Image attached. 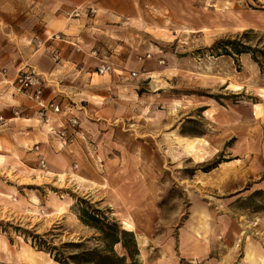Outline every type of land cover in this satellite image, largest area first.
Segmentation results:
<instances>
[{
    "label": "rangeland",
    "instance_id": "obj_1",
    "mask_svg": "<svg viewBox=\"0 0 264 264\" xmlns=\"http://www.w3.org/2000/svg\"><path fill=\"white\" fill-rule=\"evenodd\" d=\"M138 5L108 45L100 41L86 55L97 74L75 100L94 141L107 132L123 136L159 178L154 199L163 216L148 237L132 232L135 246L122 236L131 256L121 243L112 246L117 263L163 264L157 239L184 225L210 251L178 264H264V0ZM226 39L250 45L256 58L210 50ZM103 57L136 75L102 78ZM84 161L72 182L63 169L50 168L58 177L23 176L0 165V264H96L111 254L103 234L80 220L87 211L124 230L121 218L84 193V176L95 175Z\"/></svg>",
    "mask_w": 264,
    "mask_h": 264
},
{
    "label": "crops",
    "instance_id": "obj_2",
    "mask_svg": "<svg viewBox=\"0 0 264 264\" xmlns=\"http://www.w3.org/2000/svg\"><path fill=\"white\" fill-rule=\"evenodd\" d=\"M138 4L139 0H0V68L6 69L5 75L0 74V165L23 176L58 177L51 169H63L66 180L72 182V175L82 169L83 158L95 173L84 176V193L109 207L121 221L131 212L138 226L134 233L142 240L164 213L154 199L160 182L150 167L153 164L145 156L133 155L130 143L115 132L94 141L81 125L83 105L75 101L83 99L85 86L97 74L91 68L96 62L86 55L99 51L100 41L108 45L107 40L116 35L122 21L139 14ZM75 9L79 15L69 17ZM56 34L61 38H55ZM103 58L98 59L97 70L106 63L112 69L100 74L102 78L114 73L131 77V71H123ZM22 67L32 69L43 80L44 102L59 104L63 110L61 114L46 111L50 124L40 118V106L31 91H21L12 84ZM71 117L78 120L76 129L68 124ZM51 128H65L68 134H74L75 141L61 143ZM41 158L46 170L38 165ZM157 241L163 243L157 250L159 258H167L159 262L163 264H178L186 257L201 258L210 251L197 231L184 225L175 237L165 235Z\"/></svg>",
    "mask_w": 264,
    "mask_h": 264
},
{
    "label": "built area",
    "instance_id": "obj_3",
    "mask_svg": "<svg viewBox=\"0 0 264 264\" xmlns=\"http://www.w3.org/2000/svg\"><path fill=\"white\" fill-rule=\"evenodd\" d=\"M69 17H77L79 15L78 9H75L73 12L68 14ZM55 38L60 39V34L54 35ZM112 69V66L110 64H102L100 68L98 69L100 73H105ZM0 74L5 75L6 69L0 68ZM131 77L135 76V72L130 73ZM12 84L16 86L17 89L21 91H31L34 99L38 102V105L40 106L39 110V116L43 120L44 123L50 124V116H48V113H46L47 110L51 111L54 114H61L63 113L61 107L59 104L53 103V102H44L42 99V87H43V80L40 78L39 74L34 72L32 69L27 68H19L14 77L12 78ZM68 124L72 129H76L78 127V120L76 117H71L68 119ZM52 134L55 136L61 143L64 144H71L75 141L74 134H68L65 128H59V129H52ZM35 150L38 151V146L36 145ZM38 165L40 169L46 170V162L43 158L38 160ZM74 168L77 167L76 164L73 165Z\"/></svg>",
    "mask_w": 264,
    "mask_h": 264
},
{
    "label": "trees",
    "instance_id": "obj_4",
    "mask_svg": "<svg viewBox=\"0 0 264 264\" xmlns=\"http://www.w3.org/2000/svg\"><path fill=\"white\" fill-rule=\"evenodd\" d=\"M245 35L247 34L244 33ZM211 51L215 52L216 55H231L234 54L239 55L242 53H250L253 57L256 58V50L253 49L250 45L244 44L239 40H219L216 41L210 48ZM263 53V52H262ZM264 55V53H263ZM80 220L85 225L93 226L94 228L98 229L102 234L103 238L106 240V245L108 247V252L111 254H100L98 255V260L96 264H118L119 257L115 255L113 250L111 249L112 246L115 244L121 243L122 246L128 251L129 256H131V250L128 248L127 244L122 240V236L128 235L131 236V242L133 246H135V242L132 236V232L121 230L115 223L104 222L95 214L89 213L87 211H82L80 216ZM107 231V232H106ZM107 261H109L107 263ZM134 261V260H133Z\"/></svg>",
    "mask_w": 264,
    "mask_h": 264
},
{
    "label": "bare ground",
    "instance_id": "obj_5",
    "mask_svg": "<svg viewBox=\"0 0 264 264\" xmlns=\"http://www.w3.org/2000/svg\"><path fill=\"white\" fill-rule=\"evenodd\" d=\"M183 146L186 149L193 150V145L191 143H185ZM0 163H1V159H0ZM59 210L60 209L58 208L57 211H59ZM49 214H50V212H49ZM46 215L48 216V212L46 213ZM121 224H122V228L126 231H129V232H137L138 231V226L134 223V221L132 219L131 212H129L128 215L122 219ZM25 250L27 252H29V250L27 248Z\"/></svg>",
    "mask_w": 264,
    "mask_h": 264
}]
</instances>
